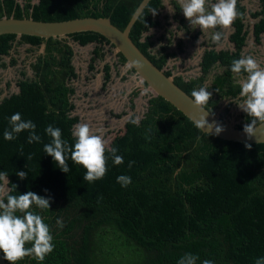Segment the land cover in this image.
<instances>
[{"label":"trees","instance_id":"obj_1","mask_svg":"<svg viewBox=\"0 0 264 264\" xmlns=\"http://www.w3.org/2000/svg\"><path fill=\"white\" fill-rule=\"evenodd\" d=\"M142 0H0V19L60 22L108 18L124 30ZM206 8L214 35L222 39V14L212 0H191ZM247 12L233 0V50L206 45L199 75L172 77L165 67L184 53L168 44L155 50L153 36L161 26L163 0H151L129 37L166 77L211 114L219 103L244 101L240 78L257 89L254 104L235 127L248 130L264 121V85L248 67L243 49L248 38L246 16L254 20L252 36L264 40V0ZM179 29L197 39L180 4L171 0ZM172 36V34L170 33ZM95 44L89 69L103 61L101 35L80 32L45 40L33 36H0V69L17 65L13 48L28 45L35 54L32 76L19 71L18 91L0 101V249L8 264H264V143L241 144L203 133L159 96H149L146 111L131 115L105 145L83 144L74 135L71 82L77 78L70 42ZM11 57L9 62L4 58ZM115 67L126 65L116 53ZM103 88L111 66L103 67ZM129 74H135L132 68ZM212 73H214L212 75ZM212 75V76H211ZM209 84L206 85V82ZM147 88V85L142 82ZM139 90L130 95V109ZM125 113L119 114L120 117ZM7 192L1 194L3 179Z\"/></svg>","mask_w":264,"mask_h":264},{"label":"rangeland","instance_id":"obj_2","mask_svg":"<svg viewBox=\"0 0 264 264\" xmlns=\"http://www.w3.org/2000/svg\"><path fill=\"white\" fill-rule=\"evenodd\" d=\"M175 1L180 4L182 14L192 32L201 33L197 39H191L190 35L179 29V24L173 18L174 10L171 0H163V9L158 15L161 26L150 30L145 36H153L155 50L168 44L167 42L170 40V50L175 51L176 43L182 41L184 53L178 54L175 59H170L165 69L172 71V77L182 76L189 79L199 75L198 64L207 44L217 43L216 50H233V45L228 40V36L232 32L231 22L234 17L233 0H212L214 8L222 14V39H218L214 35L213 22L205 14L206 8L193 3L191 0ZM33 2H36V0H33ZM241 3L245 6L247 12L258 10L257 0H241ZM245 23L249 33L246 46L243 49L244 61L248 67L257 70L256 80L259 84L264 85V40L262 39L261 43L256 45L252 36L254 20L247 15ZM70 45L74 52L72 64L77 73V78L71 82L75 90L74 95L71 97V102L75 106L73 114L79 118L78 124L74 127V135L83 144L105 145L116 132L122 130L124 123L131 115L135 116L136 121L143 116L151 91L142 85L136 74L128 73L129 67L127 64L115 67L117 63L115 50H109L108 47H105L103 61L97 60L94 63V69L90 70L89 66L95 44L82 47L71 41ZM29 49L28 45L13 48L11 56L17 59V65L0 69V101L4 97L17 93L20 70L26 71L27 76H32L29 64L34 61L36 55L41 53L42 49L36 51L35 54L29 53ZM10 58L6 57L4 61L8 63ZM105 64L111 66V78L103 88V67ZM239 82L243 86L242 94L247 95V99L233 101L229 113L224 116L225 121L233 126L240 123V115L254 104L257 95V89L249 86L246 78H240ZM208 84L209 81L206 82V85ZM135 90H139V94L134 99L133 109H130V95ZM229 102L228 100L221 101L215 114L219 117L224 115ZM122 113L125 114L116 117ZM7 190V180L4 178L1 194L4 195Z\"/></svg>","mask_w":264,"mask_h":264},{"label":"water","instance_id":"obj_3","mask_svg":"<svg viewBox=\"0 0 264 264\" xmlns=\"http://www.w3.org/2000/svg\"><path fill=\"white\" fill-rule=\"evenodd\" d=\"M151 0H142L124 30L115 27L108 18H77L60 22H41L32 19H0V36L13 34L16 36H33L48 40L65 37L80 32H93L101 35L114 46L132 68L141 82L147 85L153 96H159L170 103L176 110L187 117L203 133L224 141L241 144L264 143V121L248 130L237 129L226 121L211 114L197 99H192L166 77L163 70L157 69L134 45L129 37L130 30L144 8ZM46 45H42L44 54ZM0 264H8L0 249Z\"/></svg>","mask_w":264,"mask_h":264}]
</instances>
